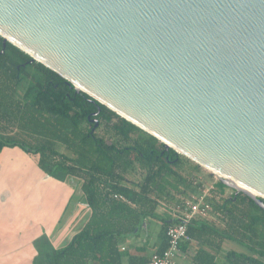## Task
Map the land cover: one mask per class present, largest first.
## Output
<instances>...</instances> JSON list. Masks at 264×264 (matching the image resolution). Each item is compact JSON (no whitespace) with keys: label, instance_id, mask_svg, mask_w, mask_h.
I'll return each mask as SVG.
<instances>
[{"label":"water","instance_id":"95a60500","mask_svg":"<svg viewBox=\"0 0 264 264\" xmlns=\"http://www.w3.org/2000/svg\"><path fill=\"white\" fill-rule=\"evenodd\" d=\"M0 36L264 211V0H0Z\"/></svg>","mask_w":264,"mask_h":264},{"label":"trees","instance_id":"16d2710c","mask_svg":"<svg viewBox=\"0 0 264 264\" xmlns=\"http://www.w3.org/2000/svg\"><path fill=\"white\" fill-rule=\"evenodd\" d=\"M30 60L31 57L28 54L11 43H7L4 48L3 38L0 36V72L5 73L8 79L15 81V84L20 83L23 79L29 80L24 94L26 100L24 105H30L35 110L49 113L51 116L60 117L66 121H73L74 124H69L71 127L67 128L68 130L63 135L64 144L73 148L70 141L77 135L83 143H87V139H93L95 142L94 152L97 156L92 164L87 165L81 163L84 156L79 154L71 160L75 165H70L68 157L64 155L58 157L60 154L54 148L55 142L28 145L0 129V153L6 146H19L27 153L37 157L39 166L48 175H55L58 171H63L65 177L67 175L83 177L78 169L90 172L88 179L83 177L82 185L86 201L92 210L90 220L65 247L44 252L42 257L35 261V264H91L93 261L98 264L122 263L121 260L125 253L119 249L117 237L135 232L137 225L140 228L145 219L155 216L158 200L150 196V193L160 179H165L175 173L173 167L179 163L180 154L172 148H166L164 143L154 136L143 138V129L106 106L98 102L92 103L89 95L77 92L62 76L40 62L29 63ZM5 86L6 89H9L11 85ZM98 105L101 107L99 113ZM15 107L12 108L11 104L0 100V120L14 119L15 111L19 108L22 109L23 106L17 102ZM14 109L16 110L13 111ZM92 112L98 113L96 119L104 120L108 125H111L121 140L133 141V144L122 147L116 144H106L104 139L98 137L93 130L95 122L90 119L93 117ZM114 120H116L115 123ZM84 122L89 125L87 130L82 128ZM76 129L78 130L77 135H75ZM136 133H140V135L133 138ZM135 160L148 166V172L139 190L121 182L122 175ZM217 184L221 189L226 187L220 181ZM111 193L124 195L128 202L111 198ZM208 200L213 206V212L223 215L224 218L228 216L232 220L238 218L240 224L237 227L235 224L231 228L232 231H220L207 220H195L188 227L191 241L193 239L203 240V237L208 235H219L222 238L237 241V238L232 235L235 230L244 236L251 234L256 237L258 226L264 225V211L247 195L233 193L229 198H224L221 203L214 202L212 198ZM246 201L251 207L240 212V205ZM239 212L242 213L241 216L238 215ZM243 216L248 220H241ZM162 221L160 232L162 244L156 250L157 252L163 251L168 246L167 229L176 219L171 221L163 219ZM191 241L181 245L183 251L188 250ZM226 259L231 261V264H242L237 259H242L247 264H264L256 257L233 250L227 253ZM127 262L144 264L145 261L131 259ZM216 263V256L213 253L199 248L190 264Z\"/></svg>","mask_w":264,"mask_h":264},{"label":"rangeland","instance_id":"374dc122","mask_svg":"<svg viewBox=\"0 0 264 264\" xmlns=\"http://www.w3.org/2000/svg\"><path fill=\"white\" fill-rule=\"evenodd\" d=\"M7 84L11 85L9 89L5 88V85ZM28 84V79H23L20 83L15 84V81L8 79L5 73L0 72V100L2 102L5 100V102L12 105V108L15 107L17 102L19 105L23 106L22 109L19 108L18 110H13H16L14 113V119L11 118L9 121L0 120V129H3L7 134L24 141L28 145L55 142L54 148L60 154L58 157L60 158L62 155L68 157L67 160L70 165H75V163L71 160L79 154L84 156L81 163L87 165L92 164V161L97 158L94 152V140L87 139V143L81 142V138L77 135L78 130L76 129L75 135L77 136L70 141L76 153L73 148L65 145L63 135L71 127L69 124H74V122L70 120L66 121L60 117L51 116L49 113L35 110L30 105H24L26 103L24 94ZM113 122L115 123L116 120ZM88 127L89 125L84 122L82 128L87 130ZM94 131L98 137L104 139L106 144H116L119 147L127 144H133V141L126 142L121 140V138L116 135L112 126L108 125V123L104 120L99 121L98 126ZM144 132L142 135L145 139L153 136L145 130ZM138 134L140 135V133L134 134L133 138H136ZM78 170L83 177L87 179L90 177L89 171H86L85 169ZM173 170L175 173L165 179H160L153 191L150 193V196L158 200L157 202L159 205V207L155 210V216L145 219L142 225L143 227L141 226L142 231H147L149 234L150 242L158 239L162 219L172 220L173 214L175 213L174 207L177 206V198H179V196L192 197L207 193L209 199L212 197L214 202L221 203L224 198H229L233 193H235V190L224 185L215 173L183 154H180V161L173 167ZM147 172L148 166H144L140 161L135 160L128 170L122 175L121 182L122 184L139 190L140 186L144 182ZM83 177H79L80 185ZM77 180L78 179L71 180V184L74 186L76 192H78ZM218 181L226 186L224 191H222V195L218 189ZM83 194L82 201H84L85 198ZM242 194L246 195L244 193ZM17 195H15V197H17ZM55 197L56 192L55 196L52 197L53 201L55 200ZM19 200L22 201V198H16L15 203L17 205L20 204L18 202ZM250 207L251 206L246 201L244 204L240 205L239 209L241 210L240 212H242L246 211ZM240 212L238 213L239 216L242 215ZM83 218H85L84 215ZM205 220L213 226L219 228L220 231H232L231 228H233L235 224L236 227L240 224L238 218L235 220H232L228 216L227 218H224L223 215L216 214L213 211L209 212ZM241 220L247 221L248 218L243 216V219ZM82 221L83 220L79 221V224L75 226V229H80L79 225H82ZM232 235L237 238V241L222 238L219 235L204 236L203 240L195 239L191 241L189 253L185 254V258L183 259L181 256H184V253L182 252L178 262L183 264H190V262H193V257L196 255L199 248L212 252L217 258L216 264H231V261L226 259V255L232 250L256 257L264 262V225L261 224L258 226V233L256 237L251 234L244 236L242 233L236 232V230L233 231ZM51 249L52 248L49 245L46 246L42 244V249H39L40 253L38 256L32 259L38 261L42 257L45 250L48 251ZM237 260L242 264H247L242 259Z\"/></svg>","mask_w":264,"mask_h":264},{"label":"crops","instance_id":"0c3cea01","mask_svg":"<svg viewBox=\"0 0 264 264\" xmlns=\"http://www.w3.org/2000/svg\"><path fill=\"white\" fill-rule=\"evenodd\" d=\"M79 177H65L63 171L48 175L39 166L37 157L19 146L3 148L0 153V264H35L32 258L38 256L42 244L49 245L51 250L62 249L86 225L92 210L83 194L84 180L80 185ZM73 179H78V192L71 184ZM218 189L222 195L224 189L219 186ZM16 198H22L18 205ZM80 220H83L80 229H75ZM142 227L137 225L135 232L117 237L118 247L125 253L121 262L146 261L161 247V228L158 239L150 242L149 234ZM189 250L190 246L187 251L182 250L183 259Z\"/></svg>","mask_w":264,"mask_h":264},{"label":"built area","instance_id":"2783aa9c","mask_svg":"<svg viewBox=\"0 0 264 264\" xmlns=\"http://www.w3.org/2000/svg\"><path fill=\"white\" fill-rule=\"evenodd\" d=\"M110 197L128 202L122 194L111 193ZM177 199V206L174 207L175 213L173 214L176 221L169 225L166 233L168 246L163 251L154 252L144 264H179L178 259L182 254L181 245L191 241L188 234L189 225L195 220H205L209 212L213 211L207 193L192 197L179 196ZM119 264L130 263L122 262Z\"/></svg>","mask_w":264,"mask_h":264},{"label":"bare ground","instance_id":"6f19581e","mask_svg":"<svg viewBox=\"0 0 264 264\" xmlns=\"http://www.w3.org/2000/svg\"><path fill=\"white\" fill-rule=\"evenodd\" d=\"M191 159H192V158H191ZM192 160H194V159H192ZM194 161H196V160H194ZM196 162L199 163L198 161H196ZM199 164L202 165L201 163H199ZM202 166L205 167L206 169L212 171L213 173H215L218 177H224V178H227V177L221 175L220 173H218L217 171H215V170H213V169H211V168H209V167H206V166H204V165H202ZM227 179L230 180L231 182H233L235 185L239 186L240 188L246 189L247 191H249V192H251V193H253V194L258 195V193H257L256 191H254L253 189H251V188H249V187H246V186H244V185H241V184H239V183H237V182H235V181H233V180H231V179H229V178H227Z\"/></svg>","mask_w":264,"mask_h":264},{"label":"flooded vegetation","instance_id":"af4514ba","mask_svg":"<svg viewBox=\"0 0 264 264\" xmlns=\"http://www.w3.org/2000/svg\"><path fill=\"white\" fill-rule=\"evenodd\" d=\"M92 114H93V117H90V119H91V120H95V119H96V116H97V114H96L95 112H92Z\"/></svg>","mask_w":264,"mask_h":264}]
</instances>
